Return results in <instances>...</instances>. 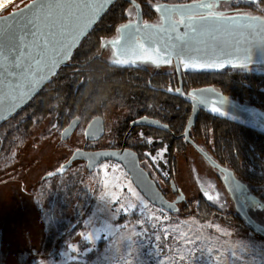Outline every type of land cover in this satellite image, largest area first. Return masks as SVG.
Returning a JSON list of instances; mask_svg holds the SVG:
<instances>
[{"label": "rangeland", "instance_id": "rangeland-1", "mask_svg": "<svg viewBox=\"0 0 264 264\" xmlns=\"http://www.w3.org/2000/svg\"><path fill=\"white\" fill-rule=\"evenodd\" d=\"M32 1L17 0L0 12ZM117 115L110 110L106 117ZM39 120L0 149V264H264V238L246 225L197 208L161 217L112 162L92 172L76 163L48 179L84 141L76 133L72 147L61 146L58 133L49 130L51 117ZM178 166L177 181L190 201L198 194H189L195 186L186 156H178ZM247 205L254 208L249 200ZM253 215L264 225V212Z\"/></svg>", "mask_w": 264, "mask_h": 264}, {"label": "water", "instance_id": "water-1", "mask_svg": "<svg viewBox=\"0 0 264 264\" xmlns=\"http://www.w3.org/2000/svg\"><path fill=\"white\" fill-rule=\"evenodd\" d=\"M117 1L120 0H110L108 3H103V0H72L74 4L79 5L83 9L82 13L79 9H74V18L75 16H80L82 23L84 17L94 14L91 23L83 30L79 38L72 43L66 56L63 55L64 49L59 52L53 50L50 53L51 57L59 59V63L54 62V66L48 64L37 67L35 61L29 62L25 60L24 64L32 63L33 68L24 67L23 71L15 66L13 58L17 57L21 52L26 56L29 51L27 45L31 43L32 37L27 28L40 11L36 7L37 0H33L28 5L6 15H2V12H0V19L5 21L3 33L0 34V51L4 53L3 60L0 62L2 63V66H0V126L34 100L58 72L70 64L73 55L84 39L93 31L106 12ZM121 1L135 6L137 17L134 21L120 25L115 37L107 40L102 45V52H105L107 48L111 49L113 55L111 63L113 66L139 68L142 64H149L160 67L171 65L174 62L180 76L182 72L215 74L223 73L226 70H239L244 73L264 75V16L223 14L211 7L212 2L215 0H206L157 6L154 10L158 21L156 23H145L140 5L133 0ZM41 2L45 5H56L66 3V0H41ZM98 3H103V7H94ZM55 12L56 9L53 8V13ZM16 13H22V15H16L14 19H9ZM189 19L195 21L209 19L213 22V26H216L217 20L227 21V24L221 26L226 29V32L220 35V39L226 45L224 50H199L191 52V55L180 57L175 54V51L170 52V48H174L177 44H182V41L177 40V36H182L185 33V24ZM68 22L71 23V21ZM170 24H176L177 29L172 31L169 27ZM129 25L131 27H127ZM69 42L71 43V41ZM145 49L147 52L144 51ZM115 60H120L122 63H113ZM169 60L171 61L170 63L168 62ZM24 77L27 78L25 79ZM29 82H31V87H29ZM17 85H19L18 90ZM182 87L181 85V88L177 91L170 89L167 93L181 98L192 106L185 137L195 147L196 145L189 138V131L196 124L201 111L264 135L263 110L235 101L225 96L215 87L196 89L188 95L183 92ZM194 93L196 94L195 99L193 98ZM201 100H204V103H200ZM12 103H15V107H11ZM214 107L219 108L220 112L225 114L220 115L218 112H213L211 109ZM133 126L169 131L168 126L149 118L135 121ZM76 127L77 121L75 120L63 131L62 138L64 140L68 139L76 130ZM92 133H98L99 135L103 133V120L101 118L92 121L87 129V136L95 140L96 138L91 136ZM200 152L213 167L225 173L223 182L233 192L237 211L246 225L264 238V225L254 220L243 203L238 199L236 183H239L237 185H240L243 193L245 191L251 193L248 187L227 168L219 166L207 154ZM77 161H84L90 172L106 161L122 165L135 187L150 204L171 214L178 213L177 204L183 201V197H178L175 202L168 200L155 180L141 166L139 155L136 152L128 149L99 152L76 151L64 165L50 173L47 178L64 175ZM172 189L174 193H177L174 183H172Z\"/></svg>", "mask_w": 264, "mask_h": 264}, {"label": "flooded vegetation", "instance_id": "flooded-vegetation-1", "mask_svg": "<svg viewBox=\"0 0 264 264\" xmlns=\"http://www.w3.org/2000/svg\"><path fill=\"white\" fill-rule=\"evenodd\" d=\"M136 1L135 2L138 5H140L139 3L142 4V7L141 5L140 7L141 9L143 8L142 12H143L145 23H156V21L158 20V17L151 12L150 8L154 9L157 6L165 5V4H177V2H175L174 0L168 1L169 3L162 2L161 0H154V1L136 0ZM199 1H206V0H192V2H199ZM215 1L212 2L211 7L215 11L221 12L223 14H259V15L264 16V0H215ZM127 5L130 8L128 10V13L130 15L129 21H134L137 17V9L135 6H133L130 3H127ZM214 7H217L218 10L215 9ZM6 10L8 11L9 9H6ZM6 14L8 13L6 12L2 13V15H6ZM107 40H111V38L104 39L103 43L100 46L99 51H97L99 55L98 61L100 62V64H102L101 66H103V67H100L101 69L99 68V66L95 68H88L86 67L85 63H79V64L75 63L73 64L74 67H76L75 69L60 70L58 74L53 78L51 83L45 87V90H43V92H41L36 97L38 100H40L44 96L46 97L51 96L55 100V102L53 101V102L48 103L50 108H49V112L47 116L40 115L37 110L33 109L32 102H34V100L36 99L35 98L32 102H30L28 105L22 108L19 112H17L10 120H8L7 122H5L4 124L0 126V149L4 146V144L6 143L8 139L16 136V134H19L23 130L26 131L28 129H31L33 128V126L35 127L36 125H40L42 120L38 121V118L42 119L44 117H51L50 124L48 125L49 130L52 131V134L54 132L58 133V138H59V142L61 146L64 144L66 148L72 147L70 145V140L73 138V136L76 133L77 134L81 133L79 134V139L80 141H84V143L81 147H78L74 149L73 151H71V154L68 160L73 156V154L76 151H80V150H83L86 152H99V151H116V150L128 149V150H132L136 152L139 155V153L137 152L135 148L141 142L142 144L147 143L148 145L149 143L147 142V139L149 138L153 140L152 141L153 143L151 144H154L155 142L160 141V140L156 141L152 137L148 138V133H146V128H151V127H139V126L134 127L133 126V123L135 121H138L143 118H148L147 116H141L145 113H141V114L138 113L137 116H141V117H138L135 120H132V113L128 106L120 107L119 105L113 102L110 103L108 106H106L100 112H97V114L93 115L90 119H87V117L83 115L82 111L84 110V108H81V107H80L81 111L77 115H74L73 117L69 118L68 103L61 102L58 96H54L55 94L54 92L59 89V83H61V81L64 82L65 85L71 84V83H77L76 86L74 87L75 92H76L75 95L79 94L78 91L90 93L95 88L96 89L101 88L100 92H104L105 87L114 85V81H115L114 78L116 77L117 78L121 77V79H125V78L129 79L131 75H137V76L144 77V73H148V74L150 73L149 74L150 78L147 79V86H149L148 88L153 89L155 92L157 91V92L165 93L171 97H175L180 100L182 99L174 95L168 94L167 91L170 89H172L173 91H177L181 88V85L183 86L182 87L183 92L187 95L193 90L205 88V87H215L216 89H218L217 86L215 85L216 83H214L213 81H209L208 78L207 80L197 82L196 79H197L198 74L182 72L180 76L177 72L176 65L174 62L171 65H163L160 67H155L149 64H142L139 68H119L117 66H113L111 63L113 59L111 49L107 48L105 52H102V45ZM81 47L82 46H80V48ZM228 74L232 75L233 73H228ZM236 74L238 75V78L236 80H233V83H236L238 87H243V88L246 87L248 91H250V94L252 91L256 90V87H258L259 90H264V89H261L260 87L262 81L264 80V77H263L264 75L260 76L255 73H240V72ZM97 77L98 78L103 77V81L99 83V86H97L96 84ZM135 85L137 86L138 83H135ZM225 96L233 99L229 95H225ZM238 99H244L245 102L248 101V98H243L242 96H237V99H233V100L238 101ZM186 105L187 107H189L188 115L190 118L191 113H192V106L188 103ZM61 106L65 107L62 111H60L58 108ZM110 110L118 113V115L116 116V119H112V121L107 120V117H106L107 113ZM201 114H207L211 116L212 117L211 122L214 124L216 123L218 124V122H220L218 120H215L216 117L204 111H201L199 116ZM18 116L19 117L21 116V117L15 123H11ZM97 118H101L103 120V133L101 135H99L98 133H92L91 136L93 138H96L94 140V139H91V137L87 136V129L89 128L90 123ZM189 118H188V121H189ZM217 119H220V118H217ZM75 120L77 121L76 130L73 132V134L68 139L64 140L62 138L63 131L70 125L71 122ZM188 121L185 125L183 132L180 133L179 135L174 134V132H172V130H170L169 126L166 124L164 125L168 126L169 131H163L159 129H156V130L167 132V133H172V136L175 139H182L187 144L186 150L181 151V152L177 151L175 152V154L178 156L184 155L188 159V165L190 168L189 170H190L191 179H192L191 186L193 184L195 186V190L192 189V187L188 188L190 191H192V193L189 192V194L195 195L196 193L198 194V196L194 197L193 199L189 201L187 194L183 191L180 184L178 183L177 177L174 179V181L170 183V186L163 187L162 185L161 190L163 194L171 202H175L177 198L180 196L183 197V201L177 204L179 215H182L184 212H187V211L192 213L194 208L195 209L197 208V204H199L201 201H205L209 205L217 209H220L222 212H224L225 215L232 214L234 215L233 217L236 216L237 219L245 223L240 213L237 211V209L233 211V208H235L234 196H233V192L230 191L227 184L223 182L225 173L213 167L209 163V161L203 156V154L200 152L202 151L203 153L207 154V156L213 160V158H219L221 155H223L224 149L220 148L219 141L218 139H215L214 136L209 139L208 143L198 141L199 139L196 137V134L193 132V127L195 126L194 125L191 127L189 131V138L196 145L195 147L185 137V132L187 130ZM226 122H227V126H236L239 128H244L242 126L231 123L229 121H226ZM151 129H155V128H151ZM189 149H192L197 154L198 158H191V151H190V157H189L188 155ZM142 155L151 156L152 153L148 151V152L142 153ZM80 162H81V168L86 169L88 172H90L87 168V164L84 161L75 162L70 167V169L76 163H80ZM107 162L109 161L103 162L102 164H105ZM112 163L117 164L118 166H121L122 168H124L122 165L116 162H112ZM221 167L227 168L229 171H231L227 166H221ZM177 171H178L177 172V176H178L179 166H178ZM172 183L175 184L177 193H174L172 189ZM237 184L239 183H236L238 199L246 207L249 215L255 219L253 215L255 211L264 212V205L262 204L261 199L256 197L255 194L251 191V189L246 184L243 183L246 187H248L251 193H249L248 191L247 192L245 191L243 193V189H241L240 185H237ZM169 189L171 191H169ZM171 196L174 197L173 200H171L172 199ZM208 196H211L212 199L211 200L208 199ZM248 200L250 201L251 204L254 205V208L248 207L247 205ZM50 254H52V252Z\"/></svg>", "mask_w": 264, "mask_h": 264}, {"label": "trees", "instance_id": "trees-1", "mask_svg": "<svg viewBox=\"0 0 264 264\" xmlns=\"http://www.w3.org/2000/svg\"><path fill=\"white\" fill-rule=\"evenodd\" d=\"M161 1L169 3L168 1L173 0ZM174 1L177 4L192 2V0ZM139 4L142 7V4ZM129 9L126 2L124 3L121 0L115 2L93 31L84 39L81 44L82 47L77 49L70 64L61 70L75 69L76 67L73 65L75 63H85L88 68L103 67L98 61L99 58L97 57L99 55L97 51H99L104 39L115 37L118 27L124 22L129 21ZM150 10L157 16L154 9L150 8ZM239 72L244 73L239 70H226L223 73L198 74L196 81L200 82L208 78L209 81L216 83L215 85L224 95H229L233 99H237V96L248 98L246 102L244 99H238V101L240 103L254 105L264 111V90H259L256 87V90L250 94V91L246 87H238L236 83H233V80L238 78L236 73ZM228 73L233 74L230 75ZM149 74L144 73V77L131 75L129 79L116 77L114 78V85L105 87L104 92H100L101 88H95L90 93L78 91L79 94L77 95H75L74 88L77 83L65 85L61 81L59 83V89L54 92V96H58L61 102L68 103L69 118L77 115L81 111V108H84L82 111L83 115L87 119H90L97 112L103 110L109 103L113 102L120 107L128 106L132 113V120L141 116H147L150 119L168 125L174 134L179 135L183 132L188 121L189 107H187L186 102L178 98L171 97L162 92H155L153 89L148 88L147 79L150 78ZM102 81L103 77H97V86ZM135 83H138V85L136 86ZM260 87L264 89V80ZM53 101L55 102L51 96H44L40 100L36 98L32 102V106L40 115L47 116L50 108L48 103ZM58 108L62 111L65 107L61 106ZM138 113L145 114L137 116ZM211 118L207 114H201L199 116L193 127V132L199 139L198 141L208 143L209 139L213 136L215 139H218L220 148L224 149L223 155L219 158H213V160L221 166H227L237 179L246 184L255 196L261 199L264 205V135L247 128L227 126V122L222 119L215 118V120L220 122L214 124L211 122ZM146 133H148V138L152 137L156 141H160L154 144L149 143L148 145L147 143L142 144L141 142L137 145L135 149L140 155V164L150 174L152 179L155 180L160 189L162 185L168 187L177 177L178 155L175 152L186 150L187 144L182 139H175L172 133L151 128H146ZM163 149L166 150V153L160 155ZM148 151L152 153L151 156L142 155V153ZM197 209L206 213L208 216H214L216 219H222L223 217L235 218L237 224L241 225L242 223V225H246V223L237 219L236 216L233 217L234 215L232 214L225 215L220 209L209 205L205 201L197 204ZM177 214L172 215L175 216ZM246 227L251 229L247 225ZM254 233L257 234L255 231Z\"/></svg>", "mask_w": 264, "mask_h": 264}, {"label": "snow or ice", "instance_id": "snow-or-ice-1", "mask_svg": "<svg viewBox=\"0 0 264 264\" xmlns=\"http://www.w3.org/2000/svg\"><path fill=\"white\" fill-rule=\"evenodd\" d=\"M108 2H110V0H103V3ZM103 3H98L94 5V7L102 8ZM36 7L40 11L37 13L35 19L29 23L27 28V31L32 37L31 43L27 45L29 51L26 56L21 52L17 57L13 58L15 66L20 68L21 71H23L24 67L29 69L33 68L32 63L25 65V60H28L29 62L35 61L37 67L48 64L54 66V62L59 63V59L51 57L50 53L53 50L59 52L61 49H64L63 55L66 56L72 43L79 38L80 34L85 28H87L88 24L91 23L94 17V14L87 15L84 17L82 23L80 16H75L74 18L73 10L79 9L82 13L83 9H81L79 5L74 4L72 0H66V3L56 5H45L41 0H37ZM85 7L87 6L85 5ZM53 8L56 9L55 13H53ZM16 15H22V13H16L9 19H14ZM68 21H71V23ZM227 23V21L217 20L216 26H213V22L209 19H203L200 21L189 19L185 24V33L182 36H177V40L182 41V44H177L174 48H170L169 51H175V54L178 57L191 55V52L199 50L223 51L226 45L223 40L220 39V35L221 33L226 32V29L221 26ZM4 24L5 21L0 19V34L3 33ZM127 27H131V25ZM169 27L172 31L177 29L176 24H170ZM69 41H71V43ZM144 51L147 52L146 49ZM3 57L4 53L0 51V62H2ZM168 62L170 63L171 61L169 60ZM113 63H122V61L115 60ZM0 66H2V63H0ZM24 78L26 79L27 77ZM16 87L18 90L19 85ZM29 87H31V82H29ZM195 96L196 94L194 93V99ZM200 103H204V100H201ZM11 107H15V103H12ZM211 110L213 112H218L220 115L225 114L220 112L219 108L214 107ZM147 142L151 143L150 140ZM208 199L211 200L212 197L208 196Z\"/></svg>", "mask_w": 264, "mask_h": 264}, {"label": "bare ground", "instance_id": "bare-ground-1", "mask_svg": "<svg viewBox=\"0 0 264 264\" xmlns=\"http://www.w3.org/2000/svg\"><path fill=\"white\" fill-rule=\"evenodd\" d=\"M17 1V0H15ZM14 0H4L3 2L0 3V11L5 9L7 6L15 2ZM171 214V213H170Z\"/></svg>", "mask_w": 264, "mask_h": 264}, {"label": "built area", "instance_id": "built-area-1", "mask_svg": "<svg viewBox=\"0 0 264 264\" xmlns=\"http://www.w3.org/2000/svg\"><path fill=\"white\" fill-rule=\"evenodd\" d=\"M153 206V205H152ZM152 210H156V211H158V213H159V215L161 216V217H167V215L169 214V212H167V211H165V210H163V209H161V208H157V207H155V206H153L152 207Z\"/></svg>", "mask_w": 264, "mask_h": 264}]
</instances>
